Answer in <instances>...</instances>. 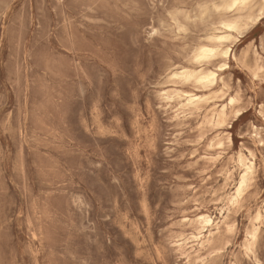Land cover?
I'll return each instance as SVG.
<instances>
[{
    "label": "rangeland",
    "instance_id": "1",
    "mask_svg": "<svg viewBox=\"0 0 264 264\" xmlns=\"http://www.w3.org/2000/svg\"><path fill=\"white\" fill-rule=\"evenodd\" d=\"M230 1L0 0V264H264V0Z\"/></svg>",
    "mask_w": 264,
    "mask_h": 264
},
{
    "label": "bare ground",
    "instance_id": "2",
    "mask_svg": "<svg viewBox=\"0 0 264 264\" xmlns=\"http://www.w3.org/2000/svg\"><path fill=\"white\" fill-rule=\"evenodd\" d=\"M251 1V0H250ZM249 0H231L228 4V8L230 9H235L239 6L245 5L246 3H248ZM255 4V3H254ZM253 5V3H252ZM242 10V9H241ZM261 13V11H260ZM263 13V12H262ZM264 16V15H263ZM261 18V17H260ZM259 19V18H258ZM257 19V20H258ZM224 26L226 28L227 31H232V30H237L238 26L237 23L234 21H228L224 23ZM164 27V26H163ZM242 33V32H241ZM232 38L233 36H230V33L226 32V33H218V34H213L209 40V42H207L206 44H203L200 48V52L198 55V59H214L216 56H218L219 54V48L222 47L228 40L229 38ZM235 37V36H234ZM231 40V39H230ZM229 40V41H230ZM258 49V47H257ZM256 50V49H255ZM232 49L230 47L226 48L224 50V56L225 57H229L231 55ZM249 53V52H248ZM221 55V54H220ZM222 56V55H221ZM235 57V56H234ZM262 60V59H261ZM263 61V60H262ZM258 63V62H257ZM224 64V63H223ZM221 68V67H220ZM224 68V67H223ZM226 68V67H225ZM224 68V69H225ZM264 69V68H263ZM175 75H179V74H175ZM180 75H184L187 77H195L197 79H199L201 82H207V83H216L218 80V72L211 68V67H207V68H202L200 70L197 71H187L184 70L182 72H180ZM172 84V83H171ZM200 84V83H199ZM205 87V86H204ZM209 88V86H208ZM205 89V88H204ZM172 93V92H171ZM240 95V93H239ZM177 97L178 98H184L187 101V105H190L192 107H198L199 105L205 103L207 100L205 98H203V96H200L196 93L193 92H188V91H179L177 93ZM163 98L166 100H172L174 99V97H172L171 95H169L167 92H165L163 94ZM216 99V98H215ZM214 99V100H215ZM235 99L231 98L230 99V104L233 105L235 103ZM209 104V102H208ZM169 107V106H168ZM216 107V106H215ZM228 107V106H227ZM241 108V107H240ZM177 110V109H176ZM221 112V116L224 117V114L226 113V104L222 105V107L219 110ZM179 116V115H178ZM213 116H216V114H213ZM212 117V116H211ZM225 121V120H224ZM226 122V121H225ZM212 125V124H211ZM256 135V134H255ZM217 145H221L222 144V138L219 136L217 139ZM218 149V148H217ZM250 158L244 154L241 153L239 155V163L241 164L242 168H243V173L239 182V185L237 187L236 193L234 195L233 201L236 202L243 193L244 187L247 185L249 176L255 171V161L253 158V154H250ZM217 158V157H216ZM207 172V171H206ZM229 180V179H228ZM255 181V179H254ZM206 182V181H205ZM249 187V186H248ZM244 195V194H243ZM221 198V197H220ZM232 201V202H233ZM243 204V203H242ZM187 221H190L191 223H193L191 221V219H186ZM198 226V234H194L192 233L190 237L186 238L185 240L181 241L178 243V247L180 249H187L188 245H189V241L194 240L196 242H198V244L200 246H203V240H202V236H203V232L204 231H211V228L214 225V220L212 218V216L208 213H200L196 216L195 222ZM214 236V235H213ZM252 236H255V233L252 234ZM190 248V247H189Z\"/></svg>",
    "mask_w": 264,
    "mask_h": 264
}]
</instances>
